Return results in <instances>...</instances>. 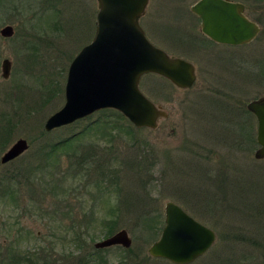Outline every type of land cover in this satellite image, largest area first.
<instances>
[{
	"label": "rangeland",
	"instance_id": "374dc122",
	"mask_svg": "<svg viewBox=\"0 0 264 264\" xmlns=\"http://www.w3.org/2000/svg\"><path fill=\"white\" fill-rule=\"evenodd\" d=\"M196 1H148L141 24L149 41L192 62L195 80L181 88L156 74L141 77L140 90L166 115L154 128H135L124 120V131H115V137L88 141L103 153L105 188L88 180L86 170L77 174L69 168L72 159L62 156L50 167L44 161L49 143L80 127L75 122L46 132L43 124L63 105L67 69L91 41L97 1L0 0V29L9 24L14 30L8 38L0 35V131H8L0 157L18 138L29 143L21 156L0 163V254L12 242L38 244L53 247L50 258L62 264L69 252H83L72 241L78 232L83 248L97 260L91 264L100 259L103 264H172L149 256L152 240L146 232L135 238L142 232L134 217L155 208L163 224L164 204L173 201L216 233L209 250L190 264H216L229 254L239 263L264 264V158L253 156L256 119L246 109L247 102L264 95V0H235L259 32L231 50L214 48L201 33L191 10ZM229 51L239 58L246 52L243 66L231 63ZM4 58L11 61L7 79L1 77ZM95 118L96 113L83 124ZM116 198L131 207H121L117 230H128L132 253L120 245L94 248L106 237L98 221Z\"/></svg>",
	"mask_w": 264,
	"mask_h": 264
},
{
	"label": "water",
	"instance_id": "95a60500",
	"mask_svg": "<svg viewBox=\"0 0 264 264\" xmlns=\"http://www.w3.org/2000/svg\"><path fill=\"white\" fill-rule=\"evenodd\" d=\"M148 0H97L96 28L92 40L71 60L64 86L63 105L50 114L43 128L46 132L72 124L102 109L121 113L135 128H154L166 115L139 89L140 77L154 73L181 88L195 80L189 61L168 55L153 45L139 26L138 19ZM191 10L201 21V31L220 43L250 42L259 32L257 24L243 15V4L227 0H198ZM12 25L0 29L8 38ZM11 61H1V77L7 79ZM246 109L256 119L253 156L264 158V95L251 99ZM29 148L25 138H18L0 157L1 163L15 159ZM216 239L215 232L190 216L172 201L164 204V225L157 240L148 248L150 256L174 264H189L203 255ZM132 239L121 228L94 243L96 248L120 245L129 248Z\"/></svg>",
	"mask_w": 264,
	"mask_h": 264
},
{
	"label": "trees",
	"instance_id": "16d2710c",
	"mask_svg": "<svg viewBox=\"0 0 264 264\" xmlns=\"http://www.w3.org/2000/svg\"><path fill=\"white\" fill-rule=\"evenodd\" d=\"M124 120L126 119L117 111L112 109H103L96 112L95 119L90 120L85 124H83L82 119L76 121V123H79L80 125L76 132L68 137L58 141H53L47 145L46 155L44 158V161L48 162L46 167H50L56 163H59L60 157L65 156L67 159H72V167H68L72 168L74 172H77L78 174L81 173V170H86L85 175L88 180L89 178H93L92 181L100 186L104 184V187L106 188L105 184L107 179L104 177L107 176V173L105 171L104 160L101 158L103 153H100L101 149L98 150L96 148L99 146L94 145V143H92L93 145L88 144L90 143L88 141H90L91 138H98L108 135L115 137V131L117 132V135L118 133L124 131L126 126ZM2 128L4 127H1L0 125V129ZM7 133V129L6 132L0 131V149L6 145ZM69 168L64 169V173H69ZM248 184L249 186L255 188L253 182L249 181ZM107 200L110 202L109 198ZM102 203H105V198H102ZM256 205L262 211L263 206L261 202H259V205ZM122 206H128V201H123L121 198H116L115 203L111 201L109 206H107L108 214L106 218L98 221L99 226L104 232V236L112 234L120 226V209ZM127 209V211H129L131 207L128 206ZM42 217L46 218V215H42ZM161 218V212L157 211L155 208H149V210L142 211L140 214L137 213L134 217V221L136 225L139 226V231L142 233L134 235L135 238H137V236L141 237L144 234L143 232H146L147 240H155L159 235L163 225ZM86 224L88 227L90 226L91 230H94L95 225L91 227L93 225V220H89ZM76 236L79 235L76 234ZM124 251L132 253L133 249L129 248ZM238 261L239 260L233 259L232 254H229L225 257H221L220 261H218L216 264H243V259L241 260V263Z\"/></svg>",
	"mask_w": 264,
	"mask_h": 264
},
{
	"label": "flooded vegetation",
	"instance_id": "af4514ba",
	"mask_svg": "<svg viewBox=\"0 0 264 264\" xmlns=\"http://www.w3.org/2000/svg\"><path fill=\"white\" fill-rule=\"evenodd\" d=\"M228 1L238 2L235 0H228ZM238 3H241V2H238ZM147 6H148V4L145 7L144 13L139 18V24L142 27V29H143V26L141 24V20L147 18ZM242 13H243V15H245V6L244 5H243V12ZM95 20H96V18H95ZM94 31H95V22H94ZM94 31H93V35H94ZM143 31H144L145 36L147 37L146 31L144 29H143ZM203 35L207 39H209L210 41L213 42L214 48L215 47H222L224 49H230L231 50L234 48L243 47L247 44V43H242V44L220 43V42L212 40L211 38L207 37L205 34H203ZM228 53H229V59L233 65L237 64L239 61H241V65L243 66V63L245 62V59H246V52L242 53L241 58H239L237 55H234L233 51H229ZM225 57H226V60L228 61V63L231 65V63L229 62L228 56L226 54H225ZM231 68L234 70L243 71V69L235 68L234 66H231ZM230 108H232V107L230 106ZM21 155H19V156H21ZM18 157H16V158H18ZM15 159H12L6 163H1V164H7V163H9ZM89 228H90V226H89ZM76 234H78L79 236H76ZM80 238H81V234L76 232L72 238V241L74 242V245L76 246L75 248L77 250H82L83 252L79 253L78 255H74V252H69L68 255H70L71 258L64 256L65 261L62 264H91V262L93 261L92 256L88 253V251L85 250V248H83L81 241H80ZM62 245L64 246L63 252H64V254H66V251H67L65 249L66 245H65V243H63ZM94 248H96V247L94 246ZM105 248H108V247H105ZM129 248H132V246H130ZM129 248H124V250H127ZM96 249H103V248H96ZM50 251H54L53 247H51V249L47 250L46 246H44V245L42 246V245L35 244L33 247H31V245H25L24 242L16 241L15 244H14V242H12L0 254V264H57L58 262L56 261L55 258H50V256H54L51 254ZM96 261L97 260H94L93 262H96ZM103 263H104V260L100 259L98 264H103Z\"/></svg>",
	"mask_w": 264,
	"mask_h": 264
}]
</instances>
